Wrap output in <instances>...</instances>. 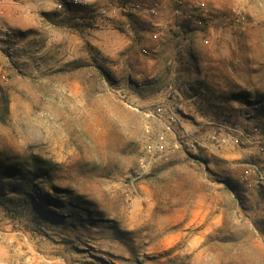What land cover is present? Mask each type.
Instances as JSON below:
<instances>
[{"label": "rangeland", "instance_id": "374dc122", "mask_svg": "<svg viewBox=\"0 0 264 264\" xmlns=\"http://www.w3.org/2000/svg\"><path fill=\"white\" fill-rule=\"evenodd\" d=\"M1 1L2 160L59 169L36 188L0 173V264H264V190L241 180L264 159L209 141L221 124L264 132V0H202L200 29L123 0Z\"/></svg>", "mask_w": 264, "mask_h": 264}, {"label": "built area", "instance_id": "2783aa9c", "mask_svg": "<svg viewBox=\"0 0 264 264\" xmlns=\"http://www.w3.org/2000/svg\"><path fill=\"white\" fill-rule=\"evenodd\" d=\"M123 0L122 11L134 17L147 16L157 19L161 13L170 12L171 16L181 25L193 24L196 28H205V22L214 19L213 12L208 8L207 4L202 0ZM65 4L74 6H85L91 10H95V0H61L58 8L62 9ZM3 3L0 0V8ZM114 11L106 9L100 10L98 16L105 22H110ZM231 14V13H230ZM234 16L239 15L236 9L232 10ZM152 39L158 40L168 29V25L164 23L154 22L152 24ZM204 43L209 44L210 39L204 38ZM209 141L214 149L224 153L228 148L245 149L249 152L247 159L252 161L264 159V132L258 127L243 128L240 126H229L221 124L218 129L209 137ZM189 151H196L201 146V142L197 139L190 138L186 143ZM242 182L249 188H262L264 190V167L258 166L256 163L245 165L241 176Z\"/></svg>", "mask_w": 264, "mask_h": 264}, {"label": "trees", "instance_id": "16d2710c", "mask_svg": "<svg viewBox=\"0 0 264 264\" xmlns=\"http://www.w3.org/2000/svg\"><path fill=\"white\" fill-rule=\"evenodd\" d=\"M67 11L76 9L79 13H84L82 10H86L87 7L64 5ZM65 9V10H66ZM81 9V10H80ZM5 154H0V173L3 174V178L14 179L19 184V181H23L30 188H36L41 186L46 180H51L54 172L58 171L59 166L52 163L49 160H45L34 154L25 155L23 158H18L16 155L7 154V158L2 160ZM53 190L57 193H61L62 189L59 187L52 186ZM81 199V198H80ZM49 202L53 205L58 203V199L49 198ZM119 238L125 239L127 236H131V232L118 231Z\"/></svg>", "mask_w": 264, "mask_h": 264}]
</instances>
